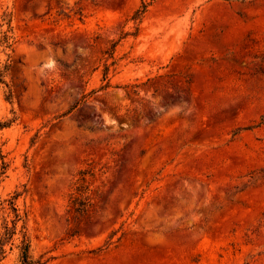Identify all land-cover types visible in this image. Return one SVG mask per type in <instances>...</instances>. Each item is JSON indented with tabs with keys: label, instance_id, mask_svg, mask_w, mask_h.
I'll return each mask as SVG.
<instances>
[{
	"label": "rangeland",
	"instance_id": "rangeland-1",
	"mask_svg": "<svg viewBox=\"0 0 264 264\" xmlns=\"http://www.w3.org/2000/svg\"><path fill=\"white\" fill-rule=\"evenodd\" d=\"M0 73L35 259L264 264V0H0Z\"/></svg>",
	"mask_w": 264,
	"mask_h": 264
},
{
	"label": "trees",
	"instance_id": "trees-1",
	"mask_svg": "<svg viewBox=\"0 0 264 264\" xmlns=\"http://www.w3.org/2000/svg\"><path fill=\"white\" fill-rule=\"evenodd\" d=\"M147 6L142 5V10H139L136 14L138 19L140 16H143L146 12ZM7 42L10 37L5 35ZM4 74L0 73V80L2 82ZM86 98V97H85ZM8 123H0V130L7 127ZM0 158L4 160V156L0 149ZM3 168H6V163L3 162ZM94 172L92 169H85L80 171V179L76 184V192L71 193L70 195V204L71 209L70 213L72 214L73 222L81 220L82 218L87 217L90 214L92 208L91 198L88 194L90 191L88 184V176H93ZM22 194L15 192L7 200H2L0 197V213L7 212V217L4 219L2 226V233L0 234V264L6 260L8 252L6 247L11 246L10 250H13L14 242L17 239L19 243L16 248L18 249L17 264H44V261L35 259L31 251V242L27 231L28 216L25 211H22L18 201L21 198ZM10 217V219H8ZM69 237H75L77 235L76 229L72 228L69 231Z\"/></svg>",
	"mask_w": 264,
	"mask_h": 264
}]
</instances>
